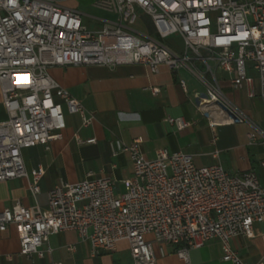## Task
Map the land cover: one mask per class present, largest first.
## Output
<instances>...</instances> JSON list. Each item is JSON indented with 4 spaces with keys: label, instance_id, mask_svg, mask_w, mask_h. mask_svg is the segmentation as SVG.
I'll use <instances>...</instances> for the list:
<instances>
[{
    "label": "built area",
    "instance_id": "1",
    "mask_svg": "<svg viewBox=\"0 0 264 264\" xmlns=\"http://www.w3.org/2000/svg\"><path fill=\"white\" fill-rule=\"evenodd\" d=\"M99 5L112 7L117 22L93 30L78 11L51 0H0V90L7 113L0 122V181L27 176L22 149L48 148L61 139L63 105L80 116L82 125L91 122L81 102L49 75L52 66L139 63L153 73L159 64L172 71L189 68L204 84L193 105L212 130L220 122H247L259 131L223 93L216 71L264 106V0H100ZM140 14L149 16L155 36L134 28ZM170 37L181 39L180 52L163 42ZM178 82L186 92L185 81ZM166 120L177 130L191 125L182 117ZM247 136L249 142L254 139L253 132ZM139 144L137 138L111 145L113 155L125 152L132 162L122 191L109 176L60 181L46 193L48 213L15 202L0 211V231L12 225L19 252L27 257H43L50 252L41 249L49 235L72 230L88 241L92 255L110 253L127 241L128 264H155L147 234L176 246L185 264L188 251L210 239L220 242L223 261L245 264L230 240L264 220V185L254 169L231 173L220 164L196 165L191 154L165 148L148 159ZM259 166L264 171V158ZM41 175L40 169L31 171L32 193L39 192Z\"/></svg>",
    "mask_w": 264,
    "mask_h": 264
},
{
    "label": "crops",
    "instance_id": "2",
    "mask_svg": "<svg viewBox=\"0 0 264 264\" xmlns=\"http://www.w3.org/2000/svg\"><path fill=\"white\" fill-rule=\"evenodd\" d=\"M59 6L76 10L88 29L96 30L104 24L117 22L112 7L99 5L100 0H51ZM148 29L144 34H153L149 16L140 14L137 21ZM136 24V23H135ZM178 43L180 52L183 43ZM170 45L169 43H167ZM197 67H201L196 63ZM49 75L73 97L78 99L86 116H91L88 125L81 124L78 114L64 111L65 126L61 139L36 144L22 149L26 177L0 181V211L15 202L24 206L38 205L48 213L47 191L60 181L77 182L86 177L109 176L116 181L117 189L123 190L122 179L131 176L132 162L125 152L112 154L111 145L117 142L131 143L140 139L143 156L152 159L161 148L169 152L181 151L191 154L196 165L220 164L231 173L254 169L259 183L264 185V171L259 161L264 158V141L259 131L264 132V106L258 96L247 98L245 89H234L227 75L219 71V85L226 95L255 124L247 122H220L212 130L207 119L193 105V95L204 90V84L189 68L170 70L159 64L153 73L144 64H121L110 68L101 65L52 66ZM254 86L258 92L255 74ZM186 83V92L179 85ZM150 87H157L153 94ZM63 108V106H62ZM65 108V107H64ZM182 117L191 122L185 129L177 130L166 117ZM7 119L0 90V122ZM253 132L249 142L247 133ZM216 137V138H215ZM42 171L39 192L29 188L31 171ZM155 264H185L177 255L174 245L154 241L151 234ZM231 248L245 264H264V220L253 224L246 235H237L230 240ZM50 248L43 257L36 254L27 257L19 252V239L12 225L0 231V264H128V242L119 241L110 253L92 255L88 241L82 240L75 231L66 230L51 234L41 249ZM221 244L216 239L206 241L201 247L188 251L189 264H231L222 260Z\"/></svg>",
    "mask_w": 264,
    "mask_h": 264
},
{
    "label": "rangeland",
    "instance_id": "3",
    "mask_svg": "<svg viewBox=\"0 0 264 264\" xmlns=\"http://www.w3.org/2000/svg\"><path fill=\"white\" fill-rule=\"evenodd\" d=\"M134 28L135 29H137V30H139L140 32H142V33H145V32H147V28H146V26L144 25L143 26V24H141V23H139V22H136V24L134 25ZM154 36H155V34H153ZM171 39V37L170 38H167V39H165L163 42L164 43H169L173 48H178L179 49V47H180V45L178 44V43H171L169 40ZM198 69L201 71V72H204L205 71V68L204 67H198ZM216 74H217V76L219 75V71L217 70L216 71ZM63 109L65 110V108H64V105H63Z\"/></svg>",
    "mask_w": 264,
    "mask_h": 264
}]
</instances>
